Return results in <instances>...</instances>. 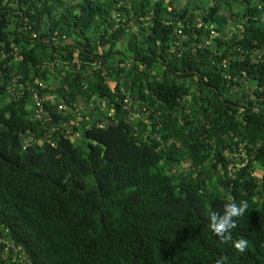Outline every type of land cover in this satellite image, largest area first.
I'll list each match as a JSON object with an SVG mask.
<instances>
[{
	"label": "trees",
	"instance_id": "trees-1",
	"mask_svg": "<svg viewBox=\"0 0 264 264\" xmlns=\"http://www.w3.org/2000/svg\"><path fill=\"white\" fill-rule=\"evenodd\" d=\"M218 262L264 264V0H0V264Z\"/></svg>",
	"mask_w": 264,
	"mask_h": 264
},
{
	"label": "clouds",
	"instance_id": "clouds-1",
	"mask_svg": "<svg viewBox=\"0 0 264 264\" xmlns=\"http://www.w3.org/2000/svg\"><path fill=\"white\" fill-rule=\"evenodd\" d=\"M248 208L246 201H241L239 204L231 203L223 206L224 215L218 219V214L213 213L210 217L211 219V230L217 235L224 239H227L226 233L230 229L235 227V221L233 217H239L244 214L245 210ZM247 241L244 239L234 242L236 249L243 251ZM220 264V262H218Z\"/></svg>",
	"mask_w": 264,
	"mask_h": 264
},
{
	"label": "rangeland",
	"instance_id": "rangeland-1",
	"mask_svg": "<svg viewBox=\"0 0 264 264\" xmlns=\"http://www.w3.org/2000/svg\"><path fill=\"white\" fill-rule=\"evenodd\" d=\"M256 176L260 177L262 176V171L260 169H258L255 173Z\"/></svg>",
	"mask_w": 264,
	"mask_h": 264
}]
</instances>
